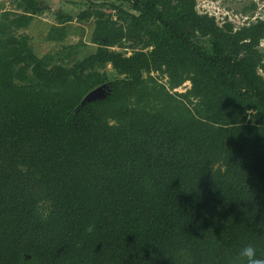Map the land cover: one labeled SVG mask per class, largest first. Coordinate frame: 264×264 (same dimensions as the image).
I'll return each instance as SVG.
<instances>
[{
  "label": "trees",
  "instance_id": "16d2710c",
  "mask_svg": "<svg viewBox=\"0 0 264 264\" xmlns=\"http://www.w3.org/2000/svg\"><path fill=\"white\" fill-rule=\"evenodd\" d=\"M15 1L0 20V264H235L248 243L264 258V19L234 30L195 0H108L132 10L110 4L113 19L82 0L97 48L65 67L15 34L45 13Z\"/></svg>",
  "mask_w": 264,
  "mask_h": 264
},
{
  "label": "rangeland",
  "instance_id": "374dc122",
  "mask_svg": "<svg viewBox=\"0 0 264 264\" xmlns=\"http://www.w3.org/2000/svg\"><path fill=\"white\" fill-rule=\"evenodd\" d=\"M195 1V9L199 14L207 12L210 15L214 16L219 22L223 19V21L230 22L231 24H233V26H238L239 24L245 25V23H247L248 21H254L255 19H264V0H207L212 2L207 3V6L209 8L208 11L203 8V6L206 4H202V0ZM39 2L42 8L45 10V13H43V15L41 14L42 16H38L40 21L44 20L42 19V17H44L48 19V21L52 22L54 20V24H58V18L56 16L55 18H52L54 14L57 16H71V20L67 21L70 22L67 25L56 27L58 29L62 28L65 30H70L69 32H67L69 36L68 39L63 43V45L66 46L63 47V49H60L62 44L55 42L50 44H41L39 41H37L34 45H32V38L30 36L31 39H29V44L31 48H33L37 56L41 57L44 54L50 52L52 53V56L55 60L52 61L53 64H60L65 67H69L75 62L82 60L95 52L97 46L93 43L92 36L94 19L91 18L84 21H78L76 19L77 14L84 10L88 6V3H85L82 0H39ZM89 3L90 6H93L92 4H94V7H92V9L99 8L105 13L113 15V19L116 18L115 10L110 7V4H113L114 6L120 5L123 10L132 13V10L130 9L128 4H121L108 0H90ZM252 6H254V8H252ZM4 13H19L15 0H0V20L4 18ZM44 22L46 23V21ZM120 22H118V24ZM40 24V27L37 26L38 36L42 34L44 28L42 22ZM15 34L26 35V32L22 29ZM145 41L146 39L143 38V40L141 41L125 42L122 47H115L114 50L124 54L125 56H130L134 51L141 50L143 42ZM260 44L261 45H259V49L264 54V39L260 41ZM106 73L111 77L113 76V71L110 67L106 68ZM159 81L165 83L166 79L162 77L159 79ZM188 87L189 82H186L181 87L173 90V92L176 91L178 93H183Z\"/></svg>",
  "mask_w": 264,
  "mask_h": 264
},
{
  "label": "crops",
  "instance_id": "0c3cea01",
  "mask_svg": "<svg viewBox=\"0 0 264 264\" xmlns=\"http://www.w3.org/2000/svg\"><path fill=\"white\" fill-rule=\"evenodd\" d=\"M45 12V11H44ZM43 15V14H42ZM41 15V16H42ZM53 15V14H52ZM55 14L52 16V18H55ZM42 19H44V20H42V21H40V19L36 16H34L33 17V20H32V22H31V24L25 29V32H26V34L27 35H29V36H31V40H32V45H34L37 41H39L41 44H50V43H53V42H55V43H59V42H56V41H46L47 40V34H48V32H49V29H51V27H53V26H57V27H60L61 25L60 24H54L55 23V21L53 20L52 22L51 21H48V19H46V18H44V17H42ZM44 21H46V23L44 22ZM42 22V25L44 26V28H43V31H42V34H40L39 36L37 35L38 34V32H37V26H41V23ZM70 22H63V24H62V26L63 25H67V24H69ZM70 30H65L64 29V32H65V35L63 36V39H62V43H64L67 39H68V33L67 32H69ZM38 37V38H37ZM43 42V43H42ZM41 44H39V45H41ZM33 49V48H32ZM34 51V50H33ZM34 53H35V51H34Z\"/></svg>",
  "mask_w": 264,
  "mask_h": 264
},
{
  "label": "clouds",
  "instance_id": "9594fccd",
  "mask_svg": "<svg viewBox=\"0 0 264 264\" xmlns=\"http://www.w3.org/2000/svg\"><path fill=\"white\" fill-rule=\"evenodd\" d=\"M235 264H264V258L258 256L254 244L248 243L236 253Z\"/></svg>",
  "mask_w": 264,
  "mask_h": 264
},
{
  "label": "water",
  "instance_id": "95a60500",
  "mask_svg": "<svg viewBox=\"0 0 264 264\" xmlns=\"http://www.w3.org/2000/svg\"><path fill=\"white\" fill-rule=\"evenodd\" d=\"M105 88V86H101V87H98L97 89L93 90L92 92L88 93L82 103L84 101H90V100H93V99H100L104 96V92H103V89Z\"/></svg>",
  "mask_w": 264,
  "mask_h": 264
},
{
  "label": "built area",
  "instance_id": "2783aa9c",
  "mask_svg": "<svg viewBox=\"0 0 264 264\" xmlns=\"http://www.w3.org/2000/svg\"><path fill=\"white\" fill-rule=\"evenodd\" d=\"M6 1V0H5ZM203 3H205L206 5H204L203 6V8H205L206 9V11H208V6H207V3H212V2H210V1H207V0H202V4ZM201 15H207V16H209V17H214V16H212V15H210L209 13H207V12H203V14H201ZM227 15V14H226ZM215 18V17H214ZM215 21H216V23H217V25L220 27V26H222L226 21H223V19L219 22L216 18H215ZM244 24H239L238 26H234V30H237L239 27H241V26H243ZM261 45V44H260Z\"/></svg>",
  "mask_w": 264,
  "mask_h": 264
}]
</instances>
